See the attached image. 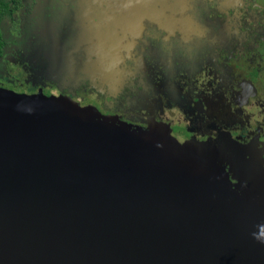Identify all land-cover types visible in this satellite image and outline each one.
Segmentation results:
<instances>
[{"label": "water", "instance_id": "water-1", "mask_svg": "<svg viewBox=\"0 0 264 264\" xmlns=\"http://www.w3.org/2000/svg\"><path fill=\"white\" fill-rule=\"evenodd\" d=\"M249 191L161 128L0 89V264H264Z\"/></svg>", "mask_w": 264, "mask_h": 264}, {"label": "flooded vegetation", "instance_id": "flooded-vegetation-1", "mask_svg": "<svg viewBox=\"0 0 264 264\" xmlns=\"http://www.w3.org/2000/svg\"><path fill=\"white\" fill-rule=\"evenodd\" d=\"M0 89L161 128L264 195V0H0Z\"/></svg>", "mask_w": 264, "mask_h": 264}, {"label": "clouds", "instance_id": "clouds-1", "mask_svg": "<svg viewBox=\"0 0 264 264\" xmlns=\"http://www.w3.org/2000/svg\"><path fill=\"white\" fill-rule=\"evenodd\" d=\"M256 239H258L261 243H264V233H261L260 236H257Z\"/></svg>", "mask_w": 264, "mask_h": 264}]
</instances>
